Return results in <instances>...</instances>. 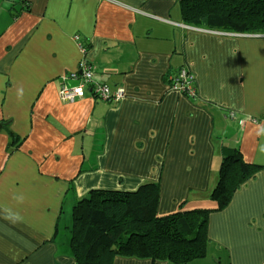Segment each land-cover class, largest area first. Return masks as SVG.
<instances>
[{"label": "crops", "instance_id": "obj_1", "mask_svg": "<svg viewBox=\"0 0 264 264\" xmlns=\"http://www.w3.org/2000/svg\"><path fill=\"white\" fill-rule=\"evenodd\" d=\"M76 36L122 101H60ZM182 68L193 98L172 88ZM0 123V264H76L72 209L93 190L159 184L161 216L209 203L233 150L263 169L210 215L190 264H264V35L187 26L178 0H0Z\"/></svg>", "mask_w": 264, "mask_h": 264}, {"label": "trees", "instance_id": "obj_2", "mask_svg": "<svg viewBox=\"0 0 264 264\" xmlns=\"http://www.w3.org/2000/svg\"><path fill=\"white\" fill-rule=\"evenodd\" d=\"M178 4L187 26L264 35V0H178ZM11 140L10 152L18 150L22 141L13 135ZM262 169L247 163L239 150L229 151L206 209H187L184 202L163 216L158 214L159 184H144L135 192L93 190L72 209L69 231L76 264H114L119 257L170 264L205 259L210 215L228 208L235 193Z\"/></svg>", "mask_w": 264, "mask_h": 264}, {"label": "built area", "instance_id": "obj_3", "mask_svg": "<svg viewBox=\"0 0 264 264\" xmlns=\"http://www.w3.org/2000/svg\"><path fill=\"white\" fill-rule=\"evenodd\" d=\"M75 41L81 50L82 59L77 71L61 77L59 98L63 103L74 104L83 100L87 94L93 99L104 102H120L125 98L126 92L123 87L114 91L95 79V70L90 63L87 54L88 50L82 44L80 37L76 36ZM172 88L180 94L193 98L196 96L195 78L187 68L179 70L176 76L171 77Z\"/></svg>", "mask_w": 264, "mask_h": 264}, {"label": "rangeland", "instance_id": "obj_4", "mask_svg": "<svg viewBox=\"0 0 264 264\" xmlns=\"http://www.w3.org/2000/svg\"><path fill=\"white\" fill-rule=\"evenodd\" d=\"M208 206H209L208 202L206 204H202L201 206L197 205V203H194V202H187V207L186 208L187 209H197V208L206 209V207H208Z\"/></svg>", "mask_w": 264, "mask_h": 264}, {"label": "clouds", "instance_id": "obj_5", "mask_svg": "<svg viewBox=\"0 0 264 264\" xmlns=\"http://www.w3.org/2000/svg\"><path fill=\"white\" fill-rule=\"evenodd\" d=\"M20 94L22 95V90H21ZM258 128H260L261 133H264V126L258 125ZM21 202H22V200H21Z\"/></svg>", "mask_w": 264, "mask_h": 264}, {"label": "water", "instance_id": "obj_6", "mask_svg": "<svg viewBox=\"0 0 264 264\" xmlns=\"http://www.w3.org/2000/svg\"><path fill=\"white\" fill-rule=\"evenodd\" d=\"M4 125V123H0V131L3 129Z\"/></svg>", "mask_w": 264, "mask_h": 264}]
</instances>
